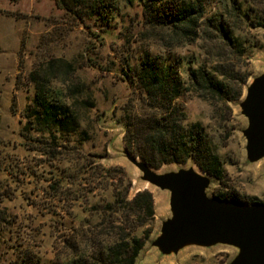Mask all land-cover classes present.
I'll return each instance as SVG.
<instances>
[{
  "label": "rangeland",
  "instance_id": "374dc122",
  "mask_svg": "<svg viewBox=\"0 0 264 264\" xmlns=\"http://www.w3.org/2000/svg\"><path fill=\"white\" fill-rule=\"evenodd\" d=\"M214 1L253 43L247 55L229 50L214 35L210 41L188 44L171 38L168 29L147 27L140 22L135 2L118 13L115 28L101 32L59 0H0V264L60 261L69 252L72 228L85 231L90 244L105 235L112 224L92 214V206L111 201L113 188L119 192V172L112 178L108 175L113 172L97 175L94 161L125 170L131 180L128 198L143 189L152 195L154 216L134 264H229L235 257L237 248L223 244L159 253L152 241L162 221L171 216L169 192L143 181L123 153L122 123L145 111L129 71L144 52H171L237 67L249 73L239 98L203 99L185 92L177 102L190 121L201 123L223 161L222 180L210 182L207 195L229 192L238 197L233 199L264 203V157L247 158L242 133L247 118L239 106L246 85L264 72V28H249L232 7V2L246 7L261 0ZM50 89L65 99L76 117L68 144L49 142L43 126L25 118L35 106L34 96ZM179 165L194 166L187 160L156 169L166 172ZM70 193L79 198L71 200Z\"/></svg>",
  "mask_w": 264,
  "mask_h": 264
},
{
  "label": "trees",
  "instance_id": "16d2710c",
  "mask_svg": "<svg viewBox=\"0 0 264 264\" xmlns=\"http://www.w3.org/2000/svg\"><path fill=\"white\" fill-rule=\"evenodd\" d=\"M59 1L65 9L78 16L82 14L93 28L101 32L115 28L118 13L126 4L135 2L140 6V22L143 25L168 29L171 38H179L181 43L189 44L198 39L210 41L214 35L222 40L226 48L242 56L247 55L248 49L253 46L239 33L238 26L229 23L214 0ZM259 4L252 2L242 7L232 2V7L238 20L249 28H264V0ZM129 71L144 98L145 111L122 123L124 147L154 168L192 159L202 171L220 183L223 171L220 155L210 144L201 123L190 121L177 99L188 92L203 99L235 100L240 97L249 73L223 63L212 64L205 58L196 61L193 56L177 57L171 52L152 54L148 51L137 59ZM33 102L35 106L25 118H32L33 123L42 125L49 142L59 140L68 144L77 123L65 99L56 90L50 89L43 95L36 94ZM93 163L97 175L99 171L113 172L108 175L112 178L119 172V192L113 188L111 201L92 206V214L107 217L112 225L93 244L89 243L92 238L85 231L69 229L68 254L57 262L50 259L48 264H134L144 246L154 216L151 193L143 189L128 198L131 180L125 170L120 166L103 167L101 163ZM218 196L238 198L229 192H219ZM69 198L74 200L79 197H72L70 193Z\"/></svg>",
  "mask_w": 264,
  "mask_h": 264
},
{
  "label": "water",
  "instance_id": "95a60500",
  "mask_svg": "<svg viewBox=\"0 0 264 264\" xmlns=\"http://www.w3.org/2000/svg\"><path fill=\"white\" fill-rule=\"evenodd\" d=\"M239 106L247 118L242 131L246 155L257 161L264 157V72L246 85ZM123 153L141 172L143 181L169 192L171 216L162 221L160 233L152 241L159 253L170 255L186 246L223 244L238 250L229 264H264V203L208 196L206 190L216 179L192 159L197 169L179 165L157 172L125 147Z\"/></svg>",
  "mask_w": 264,
  "mask_h": 264
}]
</instances>
